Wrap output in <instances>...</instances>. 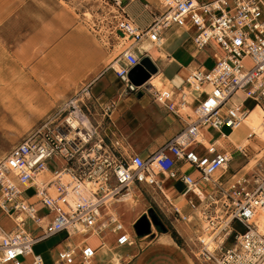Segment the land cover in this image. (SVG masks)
<instances>
[{
    "label": "built area",
    "instance_id": "1",
    "mask_svg": "<svg viewBox=\"0 0 264 264\" xmlns=\"http://www.w3.org/2000/svg\"><path fill=\"white\" fill-rule=\"evenodd\" d=\"M122 3L117 0L121 15L115 28L131 44L111 68L124 92L147 88L129 78L148 53L141 43L162 46L164 32L174 26L193 30L196 54L208 51L214 64L203 63L165 92L150 91L185 124L146 157L129 153L122 136L93 123L79 96L64 109L70 111L62 122H47L14 145L0 161V213L12 222V227L0 222V264H91L97 250L88 241L106 232L116 235L119 246L132 244L121 214L107 212L108 199L131 187L160 194L175 220L188 224L191 250L202 264H264V228L258 221L264 216V157L237 178L238 172L227 178L216 175L232 160V151L217 140L231 133L221 131L218 138L206 140L203 132L224 126L235 131L256 107L264 118V0H159L157 11H151L153 20L144 27ZM237 93L244 99L233 103ZM193 103L196 116L186 110ZM111 108L103 110L105 116L110 117ZM256 136L248 127L246 138ZM248 147L235 145V150L249 159ZM179 182L185 186L179 194L182 204L170 195ZM61 233L62 247L46 263L33 247ZM76 236L82 239L74 241Z\"/></svg>",
    "mask_w": 264,
    "mask_h": 264
},
{
    "label": "rangeland",
    "instance_id": "2",
    "mask_svg": "<svg viewBox=\"0 0 264 264\" xmlns=\"http://www.w3.org/2000/svg\"><path fill=\"white\" fill-rule=\"evenodd\" d=\"M122 1V7L136 17L128 7L130 2L136 0ZM143 2L151 6L147 11L151 22L154 17L151 11L156 12L160 3L158 0ZM116 3L117 0H0V161L14 145L45 123L62 122L70 111L64 109L74 101L75 93L78 92L81 97L87 82L102 73L115 76L111 66L131 44V40L123 39L115 28L117 17L121 15ZM187 61L188 58L184 60ZM213 64L211 57L206 59L207 67H212ZM246 64L249 65L248 60ZM174 70L175 68L168 69L167 75L171 76ZM185 78L186 73H181L175 84L179 86ZM142 90L145 88L140 89ZM129 93L131 92L126 91L124 95ZM243 99L242 94L237 93L232 102L239 103ZM88 107L90 112L86 106L83 107L85 113H96L95 108L89 104ZM134 111L140 114V105ZM97 113L102 115L103 112L99 110ZM95 115L99 117L98 114ZM258 115L259 111L254 110L249 120L257 121ZM147 116L150 120L141 129L139 138L136 139L127 131L130 140L139 144L146 155L162 144L156 146V139L162 133L154 131L151 116ZM173 117L179 123L177 117ZM117 124L122 130V125L119 122ZM175 124L173 122L170 126L173 134L176 132ZM221 131L231 133L237 141L247 136V129L244 127L232 132L228 126L221 130L210 128L205 133L208 137L215 138ZM227 148L233 150L234 146L230 144ZM198 152H203V149ZM248 153L252 156L256 152L250 148ZM246 161V157L234 153V159L229 165L237 173L236 170ZM246 172L248 170H243L235 177ZM231 173L229 169L226 175ZM176 188L183 191L185 186L179 182ZM116 208L123 212L124 223L130 230L135 229V223L131 227L132 221L142 215L149 217V210H153L162 226L176 230L182 239L181 246L188 252L191 250L185 241L191 235L188 224L176 222L170 208L155 202V196L151 192L144 191L138 206L133 209L119 204L108 207V211ZM0 222L12 227V222L1 213ZM235 225L242 230L239 225ZM151 228L158 230L153 223ZM62 238L64 233L36 244L33 250L49 263L51 249L58 246ZM80 239L82 236L73 238L74 241ZM190 255L196 260L193 252Z\"/></svg>",
    "mask_w": 264,
    "mask_h": 264
},
{
    "label": "crops",
    "instance_id": "3",
    "mask_svg": "<svg viewBox=\"0 0 264 264\" xmlns=\"http://www.w3.org/2000/svg\"><path fill=\"white\" fill-rule=\"evenodd\" d=\"M143 1L152 2L153 0H136L130 2V4L128 5V7H130L133 10V15L136 16L133 17L131 15V17H133L135 23L141 27L146 26L151 18L149 13L143 9V4L145 3ZM193 36H194L193 30H187L186 28H179L177 26H174L164 32L163 34L164 44L162 46H156L149 40H145L143 43H141L140 45L141 50L148 52L146 56H149L158 68L157 73L153 75L154 77L152 76L153 78L151 77V79L145 83V86L147 87L145 88L146 91L139 90L137 92H131L129 94L124 95V84L117 78L116 74L115 76H112L111 74H105V73L97 75L93 80L87 82L85 87H83L82 93L80 94L81 97L78 98H81V100L85 103L83 104L81 102L80 106H82L83 108L86 105L87 110L89 112H90V107H88V104L92 108H95L96 113L94 114L88 113V116L90 117L91 121L93 123L98 122L99 124H104L106 128H110L113 131H115L116 134L122 136L123 142L128 147L129 153H138L146 157L149 154L156 151L158 148H160L168 139H170L172 136H174L177 132H179L183 128L185 124L183 120L177 117L179 123L176 122L177 120L173 117V114L170 113L169 110L164 105L154 100L150 91L154 92L155 90H160L161 92H165L168 89H172L171 87L176 85L175 81L177 80V78L181 73L185 72L187 77L192 70L201 66L203 63L206 66L208 51H202L199 54H196L194 50ZM186 58H188L189 61L184 62ZM170 68H175V70L171 76H168L166 72ZM78 95L79 94L77 92L74 94V97ZM138 105H140V111H139L140 114L134 111V108ZM194 105L195 103L189 106L190 113L194 109ZM110 106L112 107L110 117L105 116L104 113H102V115H100V113H97V111L99 110L103 112V110L106 107H110ZM95 114H98L99 117H96ZM147 115L151 116V122H153L154 124L153 126L154 131H157V134L159 132L162 133L161 135H158L156 139L155 142L156 146L161 143L162 144L158 146L155 150L149 152V154L146 155L145 152L144 153L142 152L140 146H138L139 144H136V142L130 140V137L127 135V131L132 133V136L136 137V139L139 138V136L142 133L141 129L143 128L144 125H147L148 120H150L149 119L150 117ZM260 119L261 117L259 111L257 121H253V122L258 124V121ZM172 121L174 122V124L176 123L175 124L176 132L174 134L172 133V128L170 127L171 124L173 123ZM117 122H119V124L122 125L123 131L118 127ZM242 127L245 128V125H243ZM205 131L207 130L205 129L203 130L206 140L214 138L213 136L208 137ZM229 140H233L234 142H236V144L246 143L245 139L237 141L230 134L229 137L226 138L225 140L224 139L217 140V144L220 147H223L226 150H228L227 147H230L231 144ZM229 151H232L231 162L234 159V153L240 154L241 156L245 157L243 154L235 150V145H234V149ZM246 162L243 163L236 170V172H239L241 168L244 165H246ZM253 163L254 161L250 162L246 166V168L253 165ZM229 169H231L230 165L228 169L225 170L224 172L225 175L227 174V171ZM166 183L168 185H173V182L170 180L166 181ZM144 191L146 190H142V192H140L139 190H136L135 188L131 187L128 190V192H124V196L111 202L109 207L119 204L127 205L122 200H124L125 197L130 195L135 197L134 199L136 200L135 201V207H136L138 206L140 198L142 197ZM175 191L170 192L172 201L176 204H182L183 199L179 196L180 192L182 191H179L177 188ZM154 196H155V201H157L158 203L164 201L163 197L160 194ZM128 207H130V209H133L131 208L130 205H128ZM119 211L120 210H118V213L121 214L123 219L124 214L123 212H119ZM184 212L189 213L190 208L185 206ZM139 218H136L134 221L130 223L131 227L134 223H136V221ZM176 222L181 223L180 221L177 220ZM131 234H132L133 243L126 244L123 246L117 245L116 235L110 232H106L105 234L91 237L88 243L97 250L96 256L94 257L91 264H116L114 253L120 255L121 264H202L198 262L197 259L196 261L190 255L192 253L191 250L188 252L184 247L181 246V244L177 243L175 239L172 237V235L168 232L162 233L159 232L156 228H153L151 229V232L149 234L145 236H140L136 233V230L132 228ZM191 235H192V229H191ZM191 235H189L187 239L185 238L186 239L185 241L189 249H190L189 238L191 237ZM60 243L58 246L51 249L49 263H51L57 251L62 247Z\"/></svg>",
    "mask_w": 264,
    "mask_h": 264
},
{
    "label": "bare ground",
    "instance_id": "4",
    "mask_svg": "<svg viewBox=\"0 0 264 264\" xmlns=\"http://www.w3.org/2000/svg\"><path fill=\"white\" fill-rule=\"evenodd\" d=\"M159 1V0H158ZM147 4V3H146ZM149 6H150V4H149ZM151 7V6H150ZM145 8V7H144ZM118 18H120V16L119 17H117V19ZM147 42V41H146ZM150 46V45H149ZM148 46V47H149ZM160 54V53H159ZM77 58V57H76ZM75 60H77V59H75ZM114 66L115 67H117L118 66V63H116L115 62V64H114ZM153 75H155V73L153 74ZM152 75V76H153ZM154 77V76H153ZM152 77V78H153ZM151 79V78H150ZM149 79V80H150ZM158 81V80H157ZM148 82V81H147ZM160 83V82H159ZM186 110L188 111V112H190V108L188 107V108H186ZM254 110H256V111H260V117H261V119L259 120V122H258V124L257 123H255V122H253V121H251V120H249L248 119V116L254 111ZM194 111V109L192 110V114H194V116H196L195 115V113L193 112ZM79 114V113H78ZM80 115V114H79ZM74 121H72L73 122V124L75 123V124H78L79 122H78V119H76V118H74L73 119ZM244 125H245V128L246 129H248V127H251V128H253L254 130H255V132L257 133V136H256V140H254V139H250V138H246V137H244L243 139H245V141H246V143L245 144H236V142H234L233 140H229V142L234 146V145H237V146H241V147H247V146H250V147H248V148H251L252 150H254L256 153H255V155H252V156H249V159H248V161L246 162V165H244L242 168H241V172L243 171V170H251L252 168H254L255 166H257L258 164H259V162L263 159V157H264V118H263V112H262V109L260 108V107H256V108H254L248 115H247V117H246V119H245V123H244ZM242 128V127H241ZM240 129V128H239ZM239 129H237V130H239ZM236 130V131H237ZM205 140V139H204ZM254 161V163H253V165H251L249 168H246V166L250 163V162H253ZM226 167V170L228 169V167L229 166H225ZM231 170V169H230ZM232 171V170H231ZM239 171V172H240ZM224 172H225V170L223 171V172H219V174L218 175H220L221 174V176L222 177H224V178H227V177H233V176H235L236 175V173H235V171H232V173L231 174H229L228 176L227 175H225L224 174ZM238 172V173H239ZM222 174H224V175H222ZM238 175V174H237ZM123 193V194H122ZM122 193H120L118 196H116V197H111V198H109L108 199V201H107V212L108 213H110V214H116V212H118V210L116 209V210H114V211H111V212H109L108 211V207H109V205L111 204V202H113L114 200H117V199H119L120 197H122V196H124V192H122ZM135 197L134 196H127V197H125L124 198V200H122V198H121V200L122 201H124L127 205H130L131 206V208H135V199H134ZM137 198V197H136ZM120 202V201H119ZM124 205V204H123ZM112 207V206H111ZM150 211V210H149ZM150 215V214H149ZM258 221H259V225H260V227L261 228H264V216L263 215H260L259 217H258ZM201 225H203V227L204 226H206V222H203ZM114 258H115V261H116V264H121V258H120V255L119 254H117V253H114Z\"/></svg>",
    "mask_w": 264,
    "mask_h": 264
},
{
    "label": "water",
    "instance_id": "5",
    "mask_svg": "<svg viewBox=\"0 0 264 264\" xmlns=\"http://www.w3.org/2000/svg\"><path fill=\"white\" fill-rule=\"evenodd\" d=\"M158 68L149 56H144L141 62L133 67L129 72L131 82L136 86L145 84L154 73H157ZM152 223L154 225L162 224V222L154 215L153 210H150L149 217L142 215L135 223L136 233L140 236H145L151 232Z\"/></svg>",
    "mask_w": 264,
    "mask_h": 264
},
{
    "label": "trees",
    "instance_id": "6",
    "mask_svg": "<svg viewBox=\"0 0 264 264\" xmlns=\"http://www.w3.org/2000/svg\"><path fill=\"white\" fill-rule=\"evenodd\" d=\"M156 226H157L159 232H162V233L163 232H165V233L168 232V233H170L172 235V237L175 239V241L177 243L181 244L182 239L180 238V236L176 232V230H174V229H166V228H164V226H162V224H159V225H156Z\"/></svg>",
    "mask_w": 264,
    "mask_h": 264
}]
</instances>
